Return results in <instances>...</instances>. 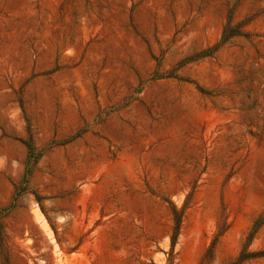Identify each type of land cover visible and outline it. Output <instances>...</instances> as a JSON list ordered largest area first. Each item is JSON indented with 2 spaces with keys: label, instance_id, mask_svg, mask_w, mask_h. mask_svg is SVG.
Returning a JSON list of instances; mask_svg holds the SVG:
<instances>
[{
  "label": "rangeland",
  "instance_id": "374dc122",
  "mask_svg": "<svg viewBox=\"0 0 264 264\" xmlns=\"http://www.w3.org/2000/svg\"><path fill=\"white\" fill-rule=\"evenodd\" d=\"M263 209L264 0H0V264H224Z\"/></svg>",
  "mask_w": 264,
  "mask_h": 264
},
{
  "label": "trees",
  "instance_id": "16d2710c",
  "mask_svg": "<svg viewBox=\"0 0 264 264\" xmlns=\"http://www.w3.org/2000/svg\"><path fill=\"white\" fill-rule=\"evenodd\" d=\"M244 33L240 31L239 25H231L229 22V19L224 24V27L221 30L220 37L217 42L212 44L211 46H208L196 53L194 55L187 57L186 59L182 60V62H186L188 60L199 58L203 56L211 55L213 52H215L222 44H224L230 37L234 35H243ZM24 144L28 151V160L26 162V165L29 163V158L34 154L35 148L32 145L30 137L24 140ZM171 214H172V234L170 237V247H173L176 235L178 233L179 229V223H180V217H181V210L177 209L173 204H171ZM264 222V209L253 219L252 224L250 226V229L242 243V246L235 257L233 261H230L228 263L224 264H241L247 259L254 258V257H262L264 256V249L262 250H256V251H250L247 249V246L250 244L255 232L258 230V228L261 226V224ZM212 252H213V243L209 245L206 252L201 258L200 263H209L210 259L212 258Z\"/></svg>",
  "mask_w": 264,
  "mask_h": 264
}]
</instances>
